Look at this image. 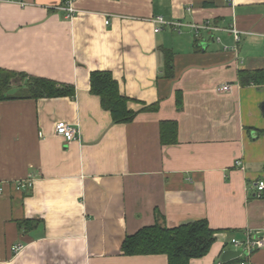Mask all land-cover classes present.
<instances>
[{"label": "crops", "instance_id": "1", "mask_svg": "<svg viewBox=\"0 0 264 264\" xmlns=\"http://www.w3.org/2000/svg\"><path fill=\"white\" fill-rule=\"evenodd\" d=\"M25 1L0 0V67L76 94L0 101V264H169L125 255L122 243L156 221L199 219L216 240L191 264H264V247L222 256L232 237L264 236V0H74L72 17L64 0ZM158 16L188 25L157 32ZM94 71L115 76L133 121L114 122L91 90ZM59 120L79 138L56 134ZM167 121L177 122L175 143L162 141Z\"/></svg>", "mask_w": 264, "mask_h": 264}, {"label": "trees", "instance_id": "2", "mask_svg": "<svg viewBox=\"0 0 264 264\" xmlns=\"http://www.w3.org/2000/svg\"><path fill=\"white\" fill-rule=\"evenodd\" d=\"M165 58L166 70L171 74L173 64L169 51L165 53ZM18 76L24 78L25 83L14 90L12 81ZM249 77L247 78L248 82L251 81ZM91 90L100 96L103 107L111 113L114 122L128 123L136 118L137 112L129 108V97L122 94L118 80L110 71L92 72ZM75 94L76 90L72 84H61L52 78L36 77L25 72L0 67V101L19 98L66 97ZM156 108L157 104L155 103L145 107L144 110L152 111ZM177 131V122L167 121L164 123L163 143H175ZM170 132L173 134V137L170 136L172 138L169 137ZM262 196H264V191ZM28 223L29 220L22 221L20 227L22 228L26 224L28 228ZM216 231L215 228H211L207 219L188 221L171 228L161 221H156L155 224L143 226L138 232L128 235L122 243V251L128 256L164 254L169 259V264H191L192 259L209 253L216 240Z\"/></svg>", "mask_w": 264, "mask_h": 264}, {"label": "built area", "instance_id": "3", "mask_svg": "<svg viewBox=\"0 0 264 264\" xmlns=\"http://www.w3.org/2000/svg\"><path fill=\"white\" fill-rule=\"evenodd\" d=\"M3 1V0H1ZM17 3L21 4V5H26V1L25 0H15ZM73 1L74 0H64L63 1V6L62 9H65L67 11V16L68 17H72L75 12H76V8L73 5ZM229 1H233V0H229ZM154 21L157 23V27L155 28V30L157 32L161 31L162 26L166 25H170L172 28L176 29V30H181V27L184 25H188L185 24L184 22H182L181 20L178 21H168L166 20L164 17L162 16H158L154 19ZM107 22H109V20H107ZM191 27H194V29H196L197 33H199L201 30L203 29H210V30H221V28L211 24V23H206V24H201V23H194L192 25H189ZM231 33L234 34L235 37V42H239L241 39V34L242 31L238 28H233L229 30ZM232 87V85L230 84H223L222 87H219L218 90L219 91H223V90H230ZM55 131L56 134L62 136L67 142L68 141H73V140H77L79 138V129L78 126L70 121H65V120H59L56 123L55 126ZM242 163L241 160L237 161V164L240 165ZM34 184V180L32 177L26 178L25 180L19 181V183L17 184V187L19 189H27L29 187H32ZM257 188L259 193L261 194L264 191V180L260 179L257 181ZM230 242H232L233 246L235 249H242V254L241 256H246L249 257L251 256V254L257 250V248H263L264 247V236L260 235L258 232L254 233L251 230H247L245 232V236L240 239L237 237H232L230 239ZM24 248L23 244L21 243H16L14 244V246L12 247L13 252H19ZM241 264H253L251 263L248 259L243 260L241 262Z\"/></svg>", "mask_w": 264, "mask_h": 264}, {"label": "water", "instance_id": "4", "mask_svg": "<svg viewBox=\"0 0 264 264\" xmlns=\"http://www.w3.org/2000/svg\"><path fill=\"white\" fill-rule=\"evenodd\" d=\"M201 44H204V42H200ZM242 249H234V248H228V250L224 251L222 256L224 261H229L232 258H238L241 257Z\"/></svg>", "mask_w": 264, "mask_h": 264}]
</instances>
